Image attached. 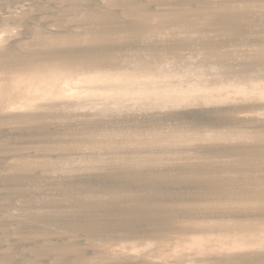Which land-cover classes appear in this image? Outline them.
Returning <instances> with one entry per match:
<instances>
[{"label":"rangeland","instance_id":"obj_1","mask_svg":"<svg viewBox=\"0 0 264 264\" xmlns=\"http://www.w3.org/2000/svg\"><path fill=\"white\" fill-rule=\"evenodd\" d=\"M262 26L264 0H0V264H264ZM88 58L96 62L86 65L89 67L85 71H76L75 67ZM119 59H131L133 64H122ZM183 109L209 110L208 116L215 114L212 118L228 120L223 137L220 134L219 139L216 134L214 138L194 128L196 131L183 130V135L187 131L190 135L186 134L190 138L187 141L184 136L186 143H165L174 134L172 123L156 126L157 121L150 120ZM124 119L134 120L130 123L135 128L121 125L118 131L115 127ZM101 127L116 129L108 136L110 140L106 137L111 144L100 137L105 133ZM166 130H170L168 135ZM122 137L129 140L117 143ZM70 138L73 142L66 149ZM78 138L89 144L77 145ZM100 139L107 148L117 143L115 148L121 146L122 152H127V156L118 154L115 161L110 160L119 166L127 157L135 159L132 150L138 148V141L159 143V149L158 144L154 147L164 157L155 162L161 165L159 170L166 171L164 180L167 175L172 179L167 192L161 193L169 192L173 199L177 195L186 197L179 199L182 202L165 197L139 202L142 205L137 204L139 207L126 217L129 222L121 223L119 217L112 216L116 211L109 210V200L93 199L91 193L77 190L78 181L81 184V180L95 177L106 181L117 175L112 171H126L124 167L110 171L108 164H102L104 169L101 164L89 163L88 150H106L104 143L99 144ZM211 140L224 150L229 146H236L235 150L244 148L212 155L214 159L200 158L201 162L194 158L195 163L206 161L208 165L203 163L207 167L201 166L202 176H195L200 180L193 177L191 183L184 177L188 169L182 163L189 161L190 155H199L191 149L210 145ZM189 141L195 143L188 145ZM61 144L69 154H64ZM82 146H89L84 148L87 153L79 152ZM249 147L256 150L255 154ZM245 149L252 151L248 155L251 160L243 155ZM107 156L113 158L112 154ZM80 158L87 161L83 164ZM180 161L182 167H178ZM67 164L73 165L68 168ZM229 170L238 173L231 175ZM233 178L236 180L232 182ZM156 181L153 177L146 183ZM254 182L256 185H252ZM222 191L232 195L227 198ZM140 193L134 190L123 195H132L133 199ZM137 201H131L130 207H135ZM101 202L104 206L98 205ZM97 207H107L109 215ZM257 209H263V214Z\"/></svg>","mask_w":264,"mask_h":264},{"label":"bare ground","instance_id":"obj_2","mask_svg":"<svg viewBox=\"0 0 264 264\" xmlns=\"http://www.w3.org/2000/svg\"><path fill=\"white\" fill-rule=\"evenodd\" d=\"M217 15V14H216ZM218 15H220V14H218ZM244 15V14H243ZM217 18V17H216ZM218 19V18H217ZM246 21V20H245ZM250 21V20H249ZM248 21V22H249ZM224 22V21H223ZM242 22H244V21H242ZM252 22V21H251ZM254 23V22H253ZM247 27V26H246ZM263 27V26H262ZM264 28V27H263ZM255 30V29H254ZM263 30V29H262ZM257 31V30H256ZM259 33V32H258ZM263 33V32H262ZM261 33V34H262ZM112 35H113V33H112ZM120 35H124V34H121L120 33ZM126 35V34H125ZM254 36V35H253ZM261 36V35H260ZM119 37V36H118ZM123 37V36H122ZM262 37H263V35H262ZM113 39H115V38H113ZM118 39V38H117ZM264 39V38H263ZM125 41V40H124ZM123 41V42H124ZM254 41V40H253ZM127 42H129V41H127ZM126 43V42H125ZM128 44V43H127ZM122 45V44H121ZM127 46V45H126ZM132 46V45H131ZM264 46V45H263ZM122 47H124V46H122ZM117 48V47H116ZM132 48V47H131ZM255 48V47H254ZM261 48H263V47H261ZM120 49H124V51H126L125 50V48H121L120 47ZM119 49V50H120ZM257 49V48H256ZM258 49H260V48H258ZM264 50V49H263ZM262 50V51H263ZM122 51V50H121ZM162 52V51H161ZM138 53H140V52H138ZM143 53V52H142ZM117 54V53H116ZM130 54V53H129ZM144 54V53H143ZM160 54V53H159ZM163 54V53H162ZM142 55V54H141ZM119 56V55H118ZM117 55H116V57H118ZM131 56V55H130ZM132 56H134V55H132ZM142 56H144V55H142ZM136 57H137V55L135 56V59H136ZM126 58H130V57H126ZM132 58V57H131ZM138 58V57H137ZM121 59V58H120ZM118 60V62L120 61V63H121V61H123V63L122 64H128L129 63V65L131 66V64H133V62H132V60L130 61L129 59H123V60ZM254 59V58H253ZM83 60V59H82ZM81 60V61H82ZM89 60V58L86 60V59H84L83 61H85V62H81L80 63V65L79 66H76L75 68V70L76 71H78V72H81V71H85L86 70V68L87 67H89V66H86V65H88V64H90V63H92V62H96V61H88ZM151 60V59H150ZM157 60V59H156ZM246 60H247V58H246ZM135 61V60H134ZM250 61V60H249ZM252 61V60H251ZM250 61V62H251ZM256 63H258V61L256 62ZM83 64V65H82ZM121 64V65H122ZM135 64V63H134ZM154 64V63H153ZM152 65V64H151ZM253 65H255V62H254V64ZM129 66V67H130ZM160 67V66H159ZM162 67V66H161ZM125 68H128V65H125ZM252 68H254V67H252ZM264 68V67H263ZM130 69V68H129ZM256 69H258L259 70V68H257L256 67ZM255 69V70H256ZM261 69H262V67H261ZM264 70V69H263ZM259 72H260V70H259ZM257 73V72H256ZM261 73H263L262 72V70H261ZM260 74V73H259ZM254 82V81H253ZM244 84H246V83H243V87H244ZM248 84V83H247ZM254 84V83H253ZM242 87V86H241ZM254 88V87H253ZM246 89V88H245ZM257 89V88H256ZM87 102V101H86ZM84 103V104H88V103ZM90 103V102H89ZM94 104V103H93ZM80 105H83V104H80ZM92 104L90 103V106H91ZM79 106V105H78ZM84 106V105H83ZM182 109V108H181ZM207 109V108H206ZM141 110V109H140ZM200 110V109H199ZM211 110V109H210ZM143 111V110H142ZM160 110H158V114L160 113L159 112ZM218 111V110H217ZM123 112V111H122ZM153 112V111H152ZM209 112V110L207 111V110H201V111H199V112H197V110H192V109H187V110H180V111H174V112H171V113H169V114H167V112H166V114L164 115H162V117L160 116L159 117V119H149L150 120V122H153V120H155V121H157V123H154V125H156V126H161V125H164L163 123H165V122H171L172 123V126L171 127H173V128H171V130H172V133L174 132V134H173V136H168L169 137V139H168V137H167V140L165 141V143L166 142H175V143H183V142H185L186 143V141L187 140H190V138H188V136L187 135H189L187 132H186V134L185 135H183L185 132L183 131V130H185V129H198V130H201V131H203L205 134H207L208 136H219L220 137V134L223 132V131H225L224 129L225 128H227V121H225V119H221L220 117L219 118H217V117H215V118H212V116L214 117V115L212 114V116L210 117V116H208V113ZM215 112V111H214ZM206 113H208V114H206ZM211 113V112H210ZM136 114V113H135ZM211 115V114H210ZM156 116V115H155ZM108 117V116H107ZM112 117V116H111ZM120 117V116H119ZM141 117V116H140ZM217 118V119H216ZM121 119V118H120ZM132 119V118H131ZM137 119V118H136ZM119 120V119H118ZM123 120V119H122ZM127 120V121H126ZM114 121V120H113ZM120 121V120H119ZM132 121H134V120H128V119H124V122L122 121V123L119 125V123H118V125L115 127L116 129H118V131L121 129H119L118 128V126L120 127L121 125L122 126H125V127H131V125L132 126H134L132 123H130V122H132ZM149 122V123H150ZM162 122V123H161ZM153 123H152V125H153ZM170 123V124H171ZM90 124V123H89ZM102 124V123H101ZM110 124V123H109ZM108 124V125H109ZM169 124V123H168ZM168 124H166V125H168ZM169 124V125H170ZM99 125V124H98ZM165 125V126H166ZM168 125V126H169ZM264 125V124H263ZM101 126V125H100ZM150 126V125H149ZM228 126H230V125H228ZM238 126V125H237ZM262 126V125H261ZM97 127V126H96ZM96 127H95V129H93V131L94 130H96ZM106 127V126H105ZM105 127H101V128H104V129H102V130H105V131H103V132H105L104 134H103V132H101L102 134H103V137L102 136H100L101 138H104L105 137V140L104 141H107L106 140V137H108V136H110V134H113V132L114 131H116V129L113 131V130H108V129H106ZM125 127H123V128H125ZM234 127V126H233ZM256 127V126H255ZM88 128V127H87ZM101 128H99V129H101ZM134 128H135V126H134ZM133 128V129H134ZM165 128V127H164ZM169 128H170V126H169ZM235 128H237L236 127V122H235V127H234V129ZM239 128V127H238ZM69 129V128H68ZM72 129V128H71ZM89 129V128H88ZM87 129V130H88ZM112 129H114V128H112ZM127 129V128H126ZM129 129V128H128ZM127 129V130H128ZM154 129H155V127H154ZM194 129V130H195ZM87 130H85V131H87ZM124 130V129H123ZM126 130V131H127ZM136 130V129H135ZM158 130H160L161 132H163L161 129H158ZM195 130V131H196ZM69 131H70V129H69ZM73 131V130H72ZM97 131H98V129H97ZM96 131V132H97ZM125 131V132H126ZM131 131V130H130ZM155 131H156V129H155ZM165 131V130H164ZM167 131H170V130H166V132ZM235 131V130H234ZM236 131H237V129H236ZM242 131V130H241ZM256 132H257V130H255ZM88 132H92L91 130H88ZM95 132V131H94ZM95 132V133H96ZM129 132V131H128ZM150 132V131H149ZM148 131H147V134L146 135H148V133H149ZM165 132V133H166ZM182 132H183V134H182ZM68 133V132H67ZM76 133V131H74V134ZM94 133V134H95ZM99 133V132H98ZM123 133V132H122ZM122 133H121V135H122ZM129 133H131V134H133L132 133V131L131 132H129ZM135 133H136V131H135ZM153 133V132H152ZM164 133V134H165ZM168 133L169 132H167V135H168ZM227 133V132H226ZM236 133V132H235ZM260 133H262V132H260ZM59 134V133H58ZM72 134V135H71ZM71 134H69V135H71L73 138H74V134L73 133H71ZM77 134V133H76ZM75 134V135H76ZM80 134H82V133H80ZM86 132H84V135L86 136ZM92 134V133H91ZM91 134L89 135V136H91ZM97 134V133H96ZM163 134V135H164ZM198 134V133H197ZM217 134V135H216ZM239 134V133H238ZM237 134V135H238ZM241 134V133H240ZM239 134V136L241 137V135ZM247 134H249V133H247ZM56 135V134H55ZM60 135H62V134H60ZM64 135V134H63ZM66 136H67V134H65ZM69 135H68V137L67 138H69ZM79 135V134H78ZM87 135V136H88ZM99 135H101V134H99ZM116 135V134H115ZM118 135H120V134H118ZM123 135H125L126 136V134H124L123 133ZM152 135V134H151ZM158 135V134H157ZM183 135V136H182ZM194 135V134H193ZM199 135V134H198ZM222 135V137H223V135L224 134H221ZM227 136H228V134H226ZM230 135V134H229ZM57 136V135H56ZM84 136V137H85ZM88 136V137H89ZM96 136V135H95ZM117 136V135H116ZM124 136V137H125ZM127 136H129V138L131 137L129 134H127ZM126 136V137H127ZM133 136V135H132ZM137 136V138H139L138 136H140V135H136ZM165 136V135H164ZM184 136H187V138L188 139H185V137ZM203 136H204V134H203ZM217 136V137H218ZM248 136V135H247ZM252 136V135H251ZM71 137V138H72ZM75 137H77V136H75ZM79 137V136H78ZM93 137V136H92ZM97 137V136H96ZM99 137V138H100ZM115 136H113L112 138H114ZM119 137H121V136H119ZM119 137H117L118 139H119ZM124 137H122V138H124ZM141 137V136H140ZM152 137V136H151ZM155 137H156V135H155ZM189 137H190V135H189ZM201 137V136H200ZM225 137V136H224ZM257 137V136H256ZM70 138V141L68 140V142H67V146H66V149H67V147H68V144H70L69 142H71L72 141V139ZM80 138V137H79ZM78 138V140H80L79 142L77 141V145H80L81 146V144L82 145H84L85 143H88L89 144V141H82L81 139H84L85 140V138H82V136H81V139H79ZM109 138V137H108ZM111 138V139H112ZM129 138H127L128 140H129ZM142 139H143V137H141ZM157 138V137H156ZM166 138V137H165ZM165 138H163L164 140H165ZM186 140H184V139ZM214 138H216V137H214ZM237 138V137H236ZM254 138V137H253ZM126 139V140H127ZM134 139V138H133ZM191 139H192V136H191ZM202 142L204 141V139L205 138H203L202 137ZM219 139H221V137L219 138ZM226 138H224L223 140H225ZM67 140H64V142L65 141H67ZM75 140H77V139H75ZM74 140V141H75ZM87 140H88V138H87ZM89 140H92V138H90ZM95 140V139H94ZM93 140V141H94ZM96 140L97 141H99L98 140V138H96ZM101 141H100V143L99 144H102L103 145V143H104V141L102 140V139H100ZM109 140H110V138H109ZM108 140V141H109ZM113 140V139H112ZM125 140V138L123 139V140H119L117 143H119L120 141H121V143L123 142V141H126ZM136 140V139H135ZM138 140V139H137ZM151 140V139H150ZM200 140V139H199ZM216 140V139H215ZM218 140V139H217ZM216 140V141H217ZM107 141V142H108ZM115 141V140H114ZM116 141H117V139H116ZM131 141V140H130ZM133 141V140H132ZM212 141V140H211ZM52 142V141H51ZM62 142V141H61ZM63 142V143H64ZM73 142V141H72ZM71 142V143H72ZM92 142V141H91ZM90 142V143H91ZM113 142V141H112ZM135 142V141H134ZM133 142V143H134ZM159 142V141H158ZM191 142H193V143H195L194 141H191ZM190 141H189V143H188V145L191 143ZM201 142V144H203ZM205 142L207 143V141L205 140ZM204 142V143H205ZM224 142V141H223ZM74 143V144H75ZM95 143V142H94ZM98 143V142H97ZM108 143H110V141L108 142ZM117 143H115L116 144V146H119V144L117 145ZM130 143V142H129ZM138 143H139V146H138V148H137V146H135V149L134 150H132V157H135V159L133 160V161H130L129 160V158L127 159L126 158V162L124 161L123 162V165H118V164H114L115 162H113L112 164H111V162H110V160L111 159H113V161H115V157H119V155L120 154H122L123 155V153L124 152H122V149H121V146H120V148H115L116 146L114 145V147L113 148H110L109 146V148H107V144H105V145H103V147H106V150H103V149H105V148H103V149H101L102 151H100V150H98V149H93L92 148V150L91 151H87L86 149H84V148H86L85 146H82L81 147V150H79V152L81 153V152H83L84 150H86L87 152H89V158L90 159H88L89 160V163L92 161L94 164H101V167L102 168H104V167H106V166H102V164H105V165H107V167H108V170H110V168L113 170V169H115L116 167H118V169L120 168V167H124V169H126V171H117L116 169V171H112L111 173L112 174H117L116 176H114L113 178H110V177H107V178H105V180L106 181H104L103 179H100L101 177H95V178H93L92 180L90 179V180H81L80 182H81V184L79 183V181H78V183H76V184H78V191L80 190V192H87V193H91L90 195V197H92V195H93V197L95 196V198H93V199H96V197H98V198H100V199H103V200H109L110 201V203L111 204H109V210H111L110 208H112V209H114L116 212H114V215H112V216H115V218L116 219H118L117 217H119L120 219H118L121 223H124V222H126V223H128L129 222V220H126V217L127 216H129L130 214H133L132 212H133V208H136V207H139L137 204H140V206L142 205L141 203H139V202H144L145 200H148V199H155V200H160L162 197L164 198H166V199H173V196H171L170 194H169V192L168 193H166L167 192V190L169 189V185H170V183H171V181H172V179H170L169 177H171L170 175H167L168 176V179H166L165 178V180H164V178H163V176H164V173H166V171L164 172V170H159V169H161V165H159V163L157 162H155V161H160V160H158V159H160V157H161V150H158L159 149V147H161V145L159 144V143H153L152 141H150V142H148V141H144V140H140V141H138ZM138 143L136 144V145H138ZM168 143H167V145H168ZM210 143V145L213 143L214 144V146H210V145H203V146H200L199 145V147L196 149V147L194 148V149H191V151H193V152H196V153H199V155L198 156H194L193 157V155H190L189 156V161H184V163L185 164H183L182 163V161H180V165H181V163H182V165H184L183 167H185V168H187L188 170L186 171V173H185V175L186 176H184V177H186V179L188 178V179H190L189 181L192 183V180H193V177L195 178V179H199L200 180V178H196L197 176L199 177L200 175H201V170L203 169V167L201 168V166H205L206 164L208 165V163H206V161H204L206 164H203V163H199V164H197V163H195V160H193L194 158H199L198 159V161L200 160V158H201V160H202V158H206V159H208V158H213V156H217V155H219V156H221L220 154H223L222 152H227L228 154H231V153H235V152H238V151H242V149L244 148H242V146H241V148H240V150H235L234 148H236V142L234 141V143H233V145L235 146V147H233V149H230V146H229V149H227V148H225V149H227V150H224L223 148L224 147H218V145L215 147V143H214V141H212V143L211 142H209ZM217 143H219V142H216V144ZM238 143V142H237ZM245 143V142H244ZM259 143V142H258ZM50 144V143H49ZM55 144H57V143H55ZM59 144V143H58ZM74 144H72V146H75ZM111 144V143H110ZM109 144V145H110ZM125 144V143H124ZM173 144V143H172ZM171 143H170V146H174V145H172ZM220 144V143H219ZM231 144V143H230ZM241 144V143H240ZM71 145V144H70ZM102 145H99V146H102ZM122 145V144H121ZM154 145H157L158 146V149H156L155 147H154ZM163 145H165V146H167L166 144H163ZM183 145V144H182ZM185 145V144H184ZM191 145V144H190ZM221 145V144H220ZM219 145V146H220ZM223 145H225V143H223ZM222 145V146H223ZM232 145V144H231ZM238 145H239V143L237 144V147H238ZM259 144H257V146H258ZM53 146H54V144H53ZM52 146V147H53ZM63 147L61 150L63 151V149H65V147H64V145H60V147ZM89 146H91V145H89ZM88 146V147H89ZM93 146V145H92ZM95 146H98V145H94V148H96ZM112 146H113V144H112ZM111 146V147H112ZM256 146V145H255ZM51 147V148H52ZM55 147H56V145H55ZM58 147V149L57 150H59L60 151V149H59V146H57ZM87 147V148H88ZM123 147V146H122ZM176 147V146H175ZM179 147H182V146H179ZM189 147V146H188ZM191 147V146H190ZM194 147V146H193ZM192 147V148H193ZM231 147V148H232ZM251 147L252 148H254V146H252L251 145ZM251 147H249V148H251ZM72 148V147H71ZM75 148V147H74ZM76 148H77V146H76ZM80 147H78V149H79ZM83 148V149H82ZM98 148V147H97ZM101 148V147H100ZM124 148H126L125 146H124ZM124 148H123V150H124ZM187 148V147H186ZM247 148H248V146H247ZM246 148V149H247ZM251 148V149H252ZM257 148V147H256ZM65 149V151H64V154H65V152L67 153L68 152V150H66ZM121 149V150H120ZM181 149V148H180ZM188 149V148H187ZM244 150V154L243 155H245V156H247L249 159L251 158V157H249V156H251L250 154L251 153H249V152H252V153H254L255 154V149H252V151L250 150ZM69 150H70V148H69ZM77 150V149H76ZM131 150V149H130ZM258 150V149H257ZM86 151H84V152H86ZM127 151V150H126ZM129 151V150H128ZM179 151V150H178ZM181 151V150H180ZM190 151V150H189ZM58 152V151H57ZM70 152H72V151H70ZM74 152V151H73ZM70 153L71 155H73L74 153ZM86 152V153H87ZM192 152V153H193ZM54 153V152H53ZM60 153V152H59ZM86 153H84L85 155L84 156H86V158H87V155H86ZM90 153H91V156H90ZM130 153V152H129ZM186 153H188V152H186ZM257 154L259 153V151H257L256 152ZM57 154V153H56ZM63 154V153H62ZM62 154H60V155H62ZM67 154H69V153H67ZM76 154H77V152H76ZM110 154H112V156H113V158L111 157H108L107 155H109L110 156ZM119 154V155H118ZM125 155L127 154V152L126 153H124ZM200 154H201V156H200ZM124 155V156H125ZM189 155V154H188ZM187 155V156H188ZM213 155V156H212ZM249 155V156H248ZM55 156V155H54ZM63 156H65V155H63ZM70 156V155H69ZM79 156V153H78V155H77V157ZM127 156V155H126ZM130 156V155H129ZM203 156V157H202ZM232 156V158H234L236 155H231ZM241 156V155H240ZM254 156H256V155H254ZM62 157V156H61ZM81 157V156H80ZM164 157V156H163ZM163 157H161L162 159H163ZM66 158V157H65ZM122 159H123V157H121ZM120 158V159H121ZM223 158V157H222ZM222 158H220V159H222ZM235 158H237V157H235ZM240 158V157H239ZM242 158V157H241ZM246 157H244V160H246L245 159ZM253 158H255V157H253ZM60 159V158H59ZM62 159V158H61ZM68 159V158H67ZM67 159H66V161H67ZM70 159V158H69ZM71 159H73L72 158V156H71ZM75 159V158H74ZM73 159V160H74ZM82 159H83V157H82ZM81 158H80V160H82ZM117 159V158H116ZM165 159V158H164ZM182 159V158H181ZM205 159V160H206ZM214 159V158H213ZM231 159V158H230ZM57 160V159H56ZM64 160V159H63ZM79 161V158L78 159H76V161ZM91 160V161H90ZM117 160H119V159H117ZM124 160V159H123ZM129 160V161H128ZM201 160H200V162H201ZM216 160H218L217 158H216ZM215 160V165H217V163H219V162H217ZM251 160V159H250ZM69 161V160H68ZM67 161V162H68ZM83 161V160H82ZM82 161H80V162H82ZM84 161H87V160H85L84 159ZM84 161L82 162L83 164H84ZM209 161H212V160H210L209 159ZM219 161V160H218ZM249 161V160H248ZM73 162V161H72ZM117 162V161H116ZM196 162H197V160H196ZM213 162V165H211V166H214V161H212ZM238 162V161H237ZM252 162V161H251ZM71 163V162H70ZM75 163V162H74ZM88 163V164H89ZM93 163H92V165H93ZM117 163H119V162H117ZM161 163V162H160ZM236 163V162H235ZM252 163H254V159H253V162ZM78 164V163H77ZM87 163L85 162V165H86ZM203 164V165H202ZM210 164V163H209ZM230 164H232V162L230 163ZM230 164H228V165H230ZM69 164H67V166H68ZM73 165V164H72ZM72 165H69V166H72ZM81 165V164H80ZM91 165V166H92ZM96 165V166H97ZM110 165V166H109ZM178 166V167H182V165L181 166ZM51 167H52V165H50ZM53 166H54V164H53ZM62 167H63V165H61ZM64 166H66V165H64ZM69 166H68V168H69ZM90 166V165H89ZM94 166V165H93ZM177 166H176V168H175V172H177L178 173V168H177ZM200 167V168H196V167ZM231 166V165H230ZM229 166V167H230ZM57 167V166H56ZM165 167V166H164ZM207 166H205L204 168H206ZM217 167H219V165L217 166ZM223 167V164L221 165V168ZM227 167V166H226ZM58 168V167H57ZM71 168V167H70ZM93 168V167H92ZM97 168V167H96ZM95 168V169H96ZM166 168H168V167H166ZM172 168H174V167H172ZM209 168H211V167H209ZM209 168H207V169H209ZM214 168V167H213ZM231 168V167H230ZM229 168V169H230ZM238 168V167H237ZM91 169V168H90ZM98 169V168H97ZM105 169V168H104ZM107 169V168H106ZM129 169H133V171H131V170H129ZM206 169V170H207ZM212 169V168H211ZM226 170H227V168H225ZM100 170H102L101 168H100ZM151 170V171H150ZM204 170V169H203ZM215 170H216V168H215ZM218 170V169H217ZM236 170V169H235ZM238 170H239V168H238ZM238 170L237 171H235L236 172V174L238 173ZM104 171V170H103ZM111 171V170H110ZM184 171V170H183ZM182 171V172H183ZM212 171H213V169H212ZM228 171V170H227ZM232 171V170H231ZM234 171V170H233ZM232 171V172H233ZM164 172V173H163ZM203 172V171H202ZM205 172V171H204ZM216 172V171H215ZM224 172V171H223ZM229 172H230V170H229ZM232 172H230V174L232 173ZM235 172H233L232 174L233 175H235ZM169 173H171V172H169ZM168 173V174H169ZM177 173H175V174H177ZM205 173H207V172H205ZM219 173H221V172H219ZM225 174H227V173H225ZM229 174V175H230ZM231 174V175H232ZM88 175V174H87ZM178 175V174H177ZM184 175V174H183ZM206 175H208V173L206 174ZM228 175V174H227ZM230 175V176H231ZM21 176H22V174H20V175H16V179L18 180L19 178L21 179ZM89 176H91L90 174H89ZM95 176V175H94ZM93 176V177H94ZM98 176V175H97ZM166 176V175H165ZM196 176V177H195ZM202 176V175H201ZM200 176V177H201ZM86 177V176H85ZM147 177V178H146ZM156 178L157 179V181L154 183V184H150V185H147V183H146V181L147 180H150V178ZM176 177V176H175ZM179 177V176H178ZM177 177V178H178ZM208 181H210L208 178H207V176H204ZM237 177H239V176H237ZM256 176H254V178H255ZM84 178V177H83ZM87 178V177H86ZM139 178L141 179V180H139ZM146 178V180H144ZM172 178H174L173 176H172ZM204 178V179H205ZM258 178V177H257ZM15 179V180H16ZM143 179V180H142ZM185 179V178H184ZM194 179V180H195ZM203 179V180H204ZM215 179H217V178H215ZM214 179V180H215ZM224 179V178H223ZM235 178H233L232 179V182H233V180H234ZM250 179H252V178H250ZM249 179V180H250ZM261 179V178H260ZM259 179V180H260ZM178 180H179V178H178ZM177 180V181H178ZM202 180V181H203ZM226 180V179H225ZM236 180V179H235ZM255 180H257V179H255ZM262 180V179H261ZM174 181V180H173ZM217 181H219V180H216V181H214V182H217ZM221 181V180H220ZM254 181V180H253ZM262 181H264V180H262ZM261 181V182H262ZM18 183L19 182H22V181H17ZM224 182V181H223ZM256 182V181H255ZM255 182H254V184H252V185H256L255 184ZM14 183H16V182H14ZM14 183H12L13 185H14ZM182 183V182H181ZM202 183V182H201ZM204 183V182H203ZM202 183V184H203ZM206 183V182H205ZM221 183V182H220ZM230 183V182H229ZM229 183H228V185H229ZM236 182H234V184H235ZM258 183V182H257ZM175 184H176V182H175ZM180 183L178 182V185H179ZM231 184V183H230ZM259 184V183H258ZM257 184V185H258ZM263 184V183H262ZM16 185V184H15ZM14 185V186H15ZM83 185H85V186H88V187H83ZM207 185V184H206ZM218 185V184H217ZM232 185V184H231ZM248 185V184H247ZM3 186V185H2ZM209 186V185H208ZM224 186V185H223ZM222 186V187H223ZM259 186V185H258ZM264 186V185H263ZM9 187H10V185H9ZM149 187H151V188H153V189H150ZM207 187V186H206ZM210 187V186H209ZM208 187V188H209ZM212 187V186H211ZM220 187V186H219ZM222 187H220L221 189H222ZM254 187V186H253ZM262 187V186H261ZM260 187V188H261ZM185 188V187H184ZM232 188V187H231ZM235 188H236V186H235ZM240 188H242V187H240ZM260 188H256V190H254V188H253V190L254 191H257V189H260ZM264 188V187H263ZM263 188H261V190L263 189ZM167 189V190H166ZM186 189V188H185ZM212 189V191H215L213 188H211ZM210 189V190H211ZM224 189V188H223ZM137 191V192H142V194H141V196H139L138 198L137 197H134L133 199H130V198H132V192L133 191ZM164 190H166V192H165V194H164V192H162L161 193V191H164ZM182 190H184L183 188H182ZM188 190V189H187ZM208 190V189H207ZM225 190H227V187L225 188ZM229 190V189H228ZM203 191V190H202ZM232 191V190H231ZM231 191H229V193L231 192ZM248 191H250V190H248ZM260 190H258V192H259ZM127 192H131V196H128L127 194L126 195H123V194H125V193H127ZM176 192V191H175ZM178 192V191H177ZM184 192H186V190L184 191ZM191 192V194L193 195V191H190ZM208 192V191H207ZM207 192H205L206 194H207ZM235 192H236V190H235ZM243 192V191H242ZM85 193H83V194H85ZM170 193H173V192H170ZM196 193V192H195ZM210 193H211V191H210ZM221 193H223V191L221 192ZM227 192H225V194H226ZM233 193H234V191H233ZM244 193V192H243ZM257 193V192H256ZM262 193H264V192H262ZM129 194V193H128ZM163 194V195H162ZM175 194V193H174ZM178 194V193H177ZM203 194V193H202ZM220 194V193H219ZM224 194V193H223ZM224 194V195H225ZM231 194V193H230ZM229 194V195H230ZM248 194V193H247ZM247 194H246V196H247ZM249 194H251V196L253 195L252 193H249ZM173 195V194H172ZM176 195V194H175ZM183 194H181V196H182ZM189 196H190V194H188ZM223 195V196H224ZM227 195V196H226ZM225 196L228 198V194H226ZM232 195V194H231ZM243 195V194H242ZM206 196V195H205ZM204 196V197H205ZM211 197H213L212 196V194L210 195ZM220 196V195H219ZM222 195H221V197H223ZM234 196V195H233ZM233 196H231V197H233ZM240 196V195H239ZM250 196V195H249ZM255 195H253L252 197H254ZM260 196H263V195H261V193H260ZM178 197V198H177ZM177 197L175 196L174 197V199H176V201H177V199L179 200V199H184L185 197H182V198H179L180 197V195L178 196L177 195ZM215 197V196H214ZM235 197H237L236 196V194H235V196H234V198ZM244 198H245V196H243ZM251 197V199H254L255 200V198H252ZM258 197H259V195H258ZM264 197V196H263ZM97 198V199H98ZM230 198V197H229ZM262 197H260V199H261ZM100 199L98 200V201H100ZM139 200V201H137L138 203H135L136 205H133V206H135V207H130V202L131 201H133V200ZM173 199V201H175ZM194 199V198H193ZM205 199V198H204ZM210 199V198H209ZM212 199V198H211ZM215 199V198H214ZM241 199H242V197H241ZM257 199V198H256ZM259 199V200H260ZM190 200H191V197H190ZM233 200V199H232ZM239 200V199H238ZM246 200V199H245ZM245 200H242L243 202L245 201ZM95 201V200H94ZM175 201V202H176ZM183 201V200H182ZM181 200H179V202H182ZM192 201V200H191ZM190 201V202H191ZM195 201V200H194ZM196 201H198L197 199H196ZM196 201H195V203H196ZM201 201H202V199H201ZM215 201H217V200H214V202ZM227 201H228V199H227ZM236 201V200H235ZM239 201H241V200H239ZM256 201H258V199L257 200H255V202ZM261 201V200H260ZM260 201H259V203H260ZM193 202V201H192ZM191 202V203H192ZM210 202V201H209ZM209 202H207V203H209ZM220 202V201H219ZM229 202H231V200L229 201ZM246 202V201H245ZM254 202V201H253ZM262 202H263V198H262ZM262 202L260 203V205L262 204ZM95 203V202H94ZM99 203V202H98ZM122 203V204H121ZM200 203V202H199ZM201 203H205V202H201ZM232 203V202H231ZM248 203H249V201H248ZM250 203H252V201H250ZM259 203H257V205L259 204ZM264 203V202H263ZM104 203L103 202H101V204H98V205H103ZM179 204H181V203H179ZM215 204H216V202H215ZM243 204V203H242ZM245 204V203H244ZM246 204H247V202H246ZM253 204V203H252ZM97 205V204H96ZM184 205V204H183ZM201 205V204H200ZM211 205V204H210ZM249 205V204H248ZM247 205V206H248ZM255 205H256V203H255ZM256 205V206H257ZM104 206V205H103ZM212 206V205H211ZM238 206V205H237ZM242 206V205H241ZM259 206V205H258ZM189 207H192V206H189ZM252 207V206H251ZM193 208V207H192ZM215 208V207H214ZM213 208V209H214ZM219 208V207H218ZM224 208V207H223ZM259 208H261V206H259ZM137 209V208H136ZM229 209V208H228ZM236 209V208H235ZM97 210H99V211H101L102 210V212L104 211V212H106L105 213V215L106 216H108L109 215V212H107V207H104V208H102V209H99V207H97ZM132 210V211H131ZM218 210H221L220 208L218 209ZM217 209H216V211H218ZM225 210V209H224ZM224 210H222V211H224ZM258 211H261V210H263V209H257ZM129 211H131V212H129ZM224 212H226V211H224ZM224 212H223V214H224ZM261 213H262V211H261ZM261 213L259 212V214L261 215ZM264 213V212H263ZM262 213V214H263ZM230 214H231V212H230ZM104 215V214H103ZM228 215V214H227ZM232 215H233V213H232ZM259 216V215H258ZM261 216H263V215H261ZM260 217V216H259ZM114 218V217H113ZM113 218H110V219H113ZM230 218V217H229ZM262 218H264V216L262 217ZM35 219V218H34ZM105 219V220H104ZM103 220L105 221V223L107 222V220H108V217L107 218H104ZM218 220V219H217ZM230 220V219H229ZM232 220V219H231ZM236 220V219H235ZM263 220V219H262ZM221 221H222V219H221ZM227 221V220H226ZM225 222V221H224ZM233 222V221H232ZM214 223V222H213ZM229 223V222H228ZM236 223V222H235ZM217 224V223H216ZM227 224V223H226ZM231 224V223H230ZM225 225V224H224ZM234 225V224H233ZM219 226V225H218ZM231 225H229L228 224V228L230 227ZM233 227V226H232ZM210 229V228H209ZM211 229H213V228H211ZM232 229V228H231ZM215 230V229H214ZM216 230H217V228H216ZM220 230V229H219ZM227 231V230H226Z\"/></svg>","mask_w":264,"mask_h":264}]
</instances>
